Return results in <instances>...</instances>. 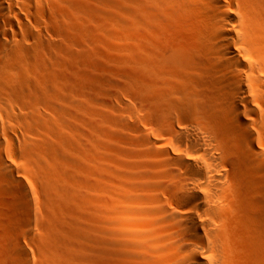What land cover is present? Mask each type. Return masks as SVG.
Listing matches in <instances>:
<instances>
[{
    "label": "bare ground",
    "instance_id": "6f19581e",
    "mask_svg": "<svg viewBox=\"0 0 264 264\" xmlns=\"http://www.w3.org/2000/svg\"><path fill=\"white\" fill-rule=\"evenodd\" d=\"M72 1L0 0L1 208L8 204L10 193L24 204L27 202L19 166L20 153L17 152L24 130L22 126H26L23 112L25 93L29 91L25 89L24 74L27 60L36 63L41 52L64 50L63 47L71 43L66 39L65 29L74 31L75 38L71 37L74 43L76 38L82 37L86 23V10L84 12L82 5L86 2L76 0L75 5ZM121 2L124 14L120 16L118 12L121 18L118 23L121 34L130 41L126 52L132 71L130 81H123L115 96L120 113L130 112L136 122L122 124L124 131L129 132L123 136L125 140L119 138L117 147L115 143L108 144L110 148L107 149L103 145L107 153L103 161L108 163L103 170L108 175L102 178L104 199L100 209L103 220L97 264H264V0ZM64 15L69 18V23H64L66 26ZM53 38L58 42H53ZM68 45L67 48L71 47ZM52 66L45 68L48 72L43 70L46 85L54 77L51 70L55 67ZM53 83L50 85L56 86ZM130 94H133V103L129 104L132 106L124 98ZM105 105L112 106L107 101ZM63 107L59 110L62 118L64 113L65 116L71 113L63 112L66 108ZM67 120L70 121L68 117ZM129 133L132 137L128 139ZM31 145L27 148L35 146ZM118 156H129L134 162H118L121 161ZM49 158L53 162L49 159L37 161V171L45 182L47 193H55L57 201L63 205L68 203V207L78 199L82 201L83 198L75 200V193L72 196L65 192L66 188L62 189V194L58 193L56 186L61 179L57 166L61 161L55 166L57 157ZM20 208L18 205L13 210ZM3 211H0L2 219L6 217ZM18 214H15L16 220L22 222L27 212ZM3 222L0 264H32L20 238L10 234L12 226L8 229L6 219ZM44 225L48 229L52 224ZM61 226L66 230V223ZM78 227L80 229L76 227L70 233L66 230L67 235L52 232L55 237L49 234L35 238L33 244L39 253L44 251L47 262L43 263L41 257L37 259L42 264L84 260L78 254L82 255L79 250L83 245L74 241L73 244L69 238L84 240L91 234L82 226ZM85 249L84 252L88 251ZM87 259L85 257L86 262Z\"/></svg>",
    "mask_w": 264,
    "mask_h": 264
},
{
    "label": "rangeland",
    "instance_id": "374dc122",
    "mask_svg": "<svg viewBox=\"0 0 264 264\" xmlns=\"http://www.w3.org/2000/svg\"><path fill=\"white\" fill-rule=\"evenodd\" d=\"M83 1L86 2L84 5H82L84 12L86 10V12H85L86 23L84 26V33H83L82 37L80 39L76 38V43H74L71 40V37H73V35L75 34L74 31L69 30V28L65 29L64 34H66V32H67L66 35H68V37L66 36V39H69L71 41V43H73V44L69 43V45L67 44L68 47L69 46H71V47L67 48V45H65L67 50L64 46L63 47L64 50H61V51H63L62 53L60 50L58 51L60 54L57 53L56 50L51 51V53L50 52H41V54L43 53L42 55H44V53L46 54L44 56H41V54H40V59H42L41 60L42 63H41L40 59L36 63L35 62L33 63L30 60H27V64H26L27 66L24 70V72H26V73H24V74H26L25 75V78H26L25 89L29 90V91L27 92L25 90L26 91V93H25L26 97H24L25 98L24 99V108L25 109L23 112L25 114H23V116H25L26 119L24 118L23 124L26 126H24V127L22 126V128L24 130H23V132L21 131V138H20L19 144H18L20 147L18 146L17 152H18V154L20 153L19 154V156H20L19 166H21L20 167V169L22 171L21 175L23 176V183L25 185L24 189L26 188L24 190V192L27 193V202L24 204V202L20 201L19 199L13 198L14 196L11 195V193L8 195V197H11V198H8V204L2 208L0 206V211L4 210L3 211L4 215L6 214V217L3 216V219L0 217V220H1L0 221V224H1L0 234H2L1 231L4 230L3 224H2V223H4L3 220L5 221V219H6V222L8 223V229L12 226L9 229L10 232L11 231L12 232L11 233L9 231L8 232L10 234H12L14 236V238H20L21 242L23 243V245L27 248V251L29 252V256H30L29 260L32 264H35V263L36 264H42V262L43 263L47 262L46 257H45L46 260H44V256H46L45 253H43L44 251L42 250L43 252L40 251V253H39V251L36 250V249H38V247L33 244V240L35 238H38V237L43 238V237H41V235H44V237L49 236V234L51 235L52 232H54V233L59 232L58 233L59 235L62 233H65L67 235L68 230H69L68 233H70V230H74V228L77 229V228H79L78 226H80V227L82 226L83 230L86 229L87 232H89L91 234V237H89V239L83 238L84 240H82V239L79 240L78 238H74V239L69 238V240L72 241V243H73V241L79 243L78 245H80V246L83 245V246H81V247H84V248H82L83 250L80 248L79 251H82V255L88 259L86 262L85 257L81 258L82 255L78 251L79 253L76 252V255L79 254V258L84 259V260H82V261L80 260L77 262L76 261L75 262L70 261V262L73 264H75V263H77V264H97L98 263V257H99L98 255L100 253L99 250L101 248L99 245L101 243H98V242H100L99 240H101L100 229L102 230V225H101L102 223L101 222L103 220L102 219L103 216L101 214L102 213L101 206H102V202H103L102 200L104 199V197H103V186H104L103 181L104 180L102 178H105L108 175V174H106L107 171H105V169L103 170V168H105L106 165H108V163H106V161H103V157H105L107 154L105 150L107 148H110V147H107L108 144L111 145V143H115V145L116 144L118 145L119 140L123 139L124 138L123 136H127L126 133H128L129 131H126V130L124 131V128H122V124L124 122L125 123L136 122L134 117L129 115L130 112L127 114L120 113L119 101H117V99H116L117 97L115 96V94H117L116 91L118 89V86L124 84L123 81H125V82L130 81L131 71H132V67L127 63L128 52H126V51H128V46L130 45V41L126 40L127 36H126V38H124L125 36L121 34L120 31H122V29H120V26H119L120 21H118L121 19L120 16L124 14V12L122 13V11L124 10L122 2H121L122 0H83ZM72 2H76L74 4L77 5L76 0H73ZM72 2L71 3L68 2V3L72 4ZM118 12H119L120 16H119ZM66 21L69 23L68 15H64L63 24L66 23ZM117 23H118V25H117ZM124 31L122 33L126 34L127 32H124ZM84 34H85V36H84ZM73 38H75V37H73ZM51 40L53 42L56 41L55 38H53ZM124 40H125V42H123ZM56 42H58V41H56ZM83 47H85V48H83ZM71 48L73 50L68 51V49L70 50ZM81 50H82V53H81ZM65 51H67V52H65ZM65 53L67 55H64ZM44 57L45 58L47 57L46 58L47 60ZM125 57H126V59H125ZM53 58H55V59H53ZM57 59H58V61H57ZM29 61L31 62L30 66L28 63ZM56 61L58 62L57 64H55ZM50 62L54 63V65L51 64ZM37 64H39V65H37ZM62 64H63V66H62ZM34 65H37V66H34ZM49 65H50V67L53 65L52 67L53 68L55 67V68L53 70H51V69H49L50 68ZM46 67H49L47 69L51 70V73L54 75V77L50 78V79L53 78L54 81L53 80H50V81L54 82V83L52 82L53 85L56 84V86L54 85L56 88L54 86L52 87V85H50V84H52L51 82H48L49 84L46 85L47 84L45 81L46 79L43 77L44 76L43 70ZM27 68H29V69H27ZM36 69H37V71H36ZM61 69H62V71H61ZM27 71H28V73H27ZM46 71H45V75L48 72V71L47 72ZM56 72H57V75H56L57 77L55 76ZM62 72L66 75L65 77H64V74ZM28 74L30 75V77H28ZM53 75H51V76H53ZM26 76L29 78V81H28V78ZM40 76H42V77H40ZM55 77L57 80L55 79ZM125 77H127V78H125ZM38 78H40L41 81ZM119 81H121L123 83H120ZM27 82L30 84H28ZM42 82H43V84H42ZM69 82L72 83L73 86H71V84H69ZM34 83L35 84L37 83V84L35 85ZM27 84L29 85V87H27ZM42 85L49 87L48 88L49 91L47 88H44V86H42ZM57 85H58V87H57ZM38 89H41L42 91L40 92V90H38ZM43 89L46 91H43ZM62 89H63V91H62ZM53 90H56V91H53ZM74 90L76 91V93H74ZM109 90H110V92H109ZM37 93L38 94L40 93V94L37 95ZM52 93L53 94L57 93V94L53 95ZM61 93H64L65 95L63 96V94H61ZM111 93H112V95H110ZM126 93H127V91H126ZM128 93H129V90H128ZM48 95H49V98H48ZM45 96H47V98ZM50 96L53 97L54 100H52L53 98H50ZM35 97L37 98V100H35ZM67 97H70V98H67ZM72 97H74V98H72ZM131 97L133 98V94H130L129 96L128 95L124 96L125 101H128L127 102L128 105L133 103V100ZM39 98L43 99V100H40ZM38 99H39V101H38ZM68 99H70V100H68ZM73 99L74 100L77 99V101L76 100L74 101ZM50 100L52 101V103H48V102H51ZM31 101H32V103H31ZM40 101H43V102H40ZM106 101L110 102L112 104V106L111 107H109L108 105L106 106L105 105ZM26 102H28V103H26ZM63 102H65V103H63ZM33 103H36V104H33ZM60 103L63 105H61ZM96 103H97V105H96ZM32 104H33V108L31 107ZM63 106H65L66 108L69 107V109L65 108V110L63 112L67 113L69 111L72 113V114L67 113L66 116L64 113L63 116H64V118L66 117L64 121H63L64 118H62V113L59 112V110H62L64 108ZM129 106H132V105H129ZM26 107H28L29 109H27ZM71 109H74L76 112L74 110H71ZM31 111H33V112H31ZM71 115H73V116H71ZM74 116L77 118L75 119ZM123 116H124L125 120H124ZM67 117L69 118L70 121L67 120ZM31 120H33V121H31ZM79 122H80V124H79ZM25 123H27V124H25ZM33 123H35L34 127H33V125H34ZM49 124H51V125H49ZM28 125H30V126H28ZM78 125H80V126H78ZM53 126H54V128H53ZM32 131L35 132V134H33ZM79 131H80V133H79ZM74 133H76V134H74ZM22 134H23V136H22ZM63 134H64V136L62 137ZM99 134H101V135H99ZM130 134L131 133H129V135ZM71 135L73 137H71ZM129 135H128V139L132 137V135H130V136ZM66 136H67V139H65ZM78 140L80 142H78ZM124 140H125V138H124ZM126 140H127V138H126ZM26 141H29V142H26ZM45 141H47V144L45 143ZM81 141H83V142H81ZM36 142H37V145H36ZM50 142H53V143H50ZM60 142H61V144H57ZM31 143H32V145L35 144V146L33 147L31 145ZM87 143H89L90 145ZM83 144H84V146H83ZM29 145H31L33 148L29 149L30 148ZM71 145H72V147H71ZM103 145H106V149ZM115 145H114V147H115ZM117 145H116V147H117ZM28 146H29V148H27ZM86 146L88 148H86ZM93 146H94V148H93ZM68 147L71 149H69ZM61 148H63L62 149L63 151L61 150ZM66 148H67V151H66ZM111 148L115 149L113 147H111ZM31 150H32V152H31ZM52 151L55 153V155ZM59 151L65 153V154L60 155L61 152H59ZM103 151H105V152H103ZM43 152H45L47 155ZM93 152H95V153H93ZM100 152H101V154H100ZM36 153H38V155ZM104 153H105V155H104ZM27 154H30V155L28 156ZM49 155L51 157L52 156L57 157L58 160L55 158L57 160V162L56 161L54 162L55 166H57L56 163L61 161L58 163V166H57V169L59 167V169H58L59 174L58 175L60 176V179H61L59 181V183L57 182L58 186H56V188H59V189H57V191L59 190L58 193L61 192V194H62L64 191L65 192L67 191L68 194L71 193L72 196L74 195L73 193H75V197H76L75 200L78 198H81V199L83 198L82 201L80 199H78V200H76V203L74 201V202L70 203L71 205L69 204V207H68L67 206L68 203H65L63 205L62 202L60 203L57 201L56 196H54L55 193H53L51 195H49V193H47L48 191H47V189H45L46 188L45 184H44L45 182L41 178L39 171H37L38 170L37 161L38 162H42V161L44 162V161H47L48 159L50 160L51 158H49L50 157ZM93 155H94V158H93ZM38 156H41V157H38ZM26 157H27V159H26ZM35 157H37V158H35ZM43 158H44V160H43ZM118 158H120L119 160H121V161H118ZM118 158L115 157V160H117L118 162H121V163H124V162L126 163V162H130V161L134 162L133 161L134 159L130 160L129 156L123 157V158H122V156H120V157L118 156ZM28 159H29V161H28ZM39 159H41V160H39ZM51 162H53V161H51ZM21 163H22V165H20ZM29 164H32V165H29ZM27 165L29 166V168H31L30 169L31 171L29 170ZM27 168H28V170H27ZM85 169H86V171H85ZM33 173H35V174H33ZM67 176L69 178H71L70 179L71 181L69 180V178ZM67 184L69 186H67ZM65 185H66V187H65ZM63 188L64 189L66 188V189L64 190ZM62 189L64 191H62ZM72 190H75V192ZM84 195H85V197H84ZM50 198H51V201H50ZM55 198H56L57 202H55V200H54ZM92 199H94V200H92ZM88 201L90 202L89 204H88ZM82 202L85 205H83ZM13 203H14V205H13ZM15 203H17V204H15ZM18 205L22 209L20 208L21 210L20 209L19 210L18 209L13 210V208L16 209L18 207ZM47 209H49V210H47ZM75 209H77V210H75ZM99 210H100V212H99ZM25 211L27 212L26 218L24 217V219L26 221H24V219H22L23 220L22 222H18L17 221L18 219L16 218L17 215H15V214H18V212H20V215H22V214L24 215ZM72 211H74V212L72 213ZM75 211H77V213ZM59 214H61L60 218H59ZM67 215L69 216V218H67L68 217ZM11 216H13L14 219H10V218H12ZM40 217H42V218H40ZM43 217H44V220H43ZM62 218H64V221ZM40 219H41V221L42 220L43 221L41 222ZM45 219L46 220L48 219V220L46 221ZM72 219H73V221H72ZM75 219L77 222L75 221ZM50 220H51V222H50ZM44 221H45V223H44ZM59 221H61L62 224L66 223V225H67L66 230L67 231L65 230V227H64V231H63V229H61L62 226H61V223H59ZM19 223L22 226L19 227ZM68 223H69V226H68ZM25 224H26V227H25ZM44 224H50V225L52 224L51 226H48V229H53V228L54 229L50 232V231H48L47 227H45L46 225H44ZM28 225H29V227H28ZM83 230L81 229L80 231H83ZM24 231H26V232L29 231L30 234L28 232L25 233ZM24 234H26V235H24ZM55 235H53V236L55 237ZM75 240H77V241H75ZM73 244H75V243H73ZM85 248H87L88 251L84 252ZM83 253H85L86 255ZM93 255H95V256L92 258ZM40 257L43 259L42 262L38 260V259L41 260ZM89 259H90V261H89ZM36 260L39 262H36ZM94 261L95 262L97 261V262L95 263ZM70 262H69V264H70Z\"/></svg>",
    "mask_w": 264,
    "mask_h": 264
}]
</instances>
